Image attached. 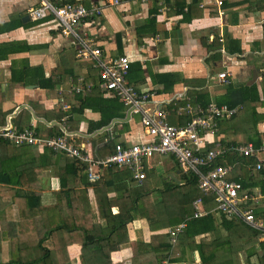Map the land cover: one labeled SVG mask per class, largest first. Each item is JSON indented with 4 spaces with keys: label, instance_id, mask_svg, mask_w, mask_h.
<instances>
[{
    "label": "crops",
    "instance_id": "crops-1",
    "mask_svg": "<svg viewBox=\"0 0 264 264\" xmlns=\"http://www.w3.org/2000/svg\"><path fill=\"white\" fill-rule=\"evenodd\" d=\"M50 1L55 5L73 2L101 7V15L86 19L78 33L94 43L102 60L124 57L129 62L127 83L138 91H154V102L162 103L167 110L186 103L202 108L211 103L240 106L233 117L218 122L217 133L208 137L207 144L213 140L224 147L251 144L255 149L264 145V0H222L220 7L214 0H119L118 6L108 5L110 0ZM29 5L28 0H0V128L10 126L21 131L35 127L41 137H46L58 133L60 119L65 117L68 141L100 159L105 157L103 149L108 143L128 146L146 141L139 117L129 114L118 101L120 108L114 102L116 98L100 89L99 71L93 62L75 56L74 40L62 36L52 18L31 21L26 14ZM161 7L168 12L159 13ZM187 8L190 20L184 19ZM222 72L227 75L225 83L217 80ZM75 87L81 92L74 93ZM61 105H66L67 111H61ZM109 114L108 124L102 125ZM167 119L174 126L187 122V118L174 113H169ZM9 146L0 144V238H16L21 247L30 240L31 247L24 248L32 254L44 217L30 195H38L39 206L46 208L54 203L55 193L80 190L79 201L88 204L99 230L106 224L98 214L99 199L106 197L115 203L111 207L114 216L119 212L116 199L129 195V200L137 202L141 216L127 225V238L110 254L111 264H154L165 257L156 249L160 250V244L167 240L170 243L169 229L185 222L178 221L183 209L193 210L196 190L186 180L191 174L180 170L170 156L159 159L154 155L157 157L144 162L145 179L141 182L134 181L125 169L104 170L100 183L87 187L71 179L70 171L64 168L68 158L39 147ZM251 158L253 162L264 160V150ZM252 161L246 166L238 163L233 173L249 171V189L264 195V173L252 171ZM20 179L23 185L17 186ZM152 195H158L160 201L172 195L176 206L171 215L162 216L155 224L148 220L161 207L157 210L153 206ZM206 214L212 216L214 231L190 241L184 240L185 227L177 235L174 246H179L180 255L172 264H201L193 246L200 240L209 244L203 247L209 254L218 248L215 264L228 260L226 252L233 256L245 253V258L247 250L259 252V238H249L242 230L245 226L238 222L229 227L233 220L214 211V207L198 218L192 215L186 220L202 219ZM54 219L51 217V221ZM64 221L71 223L68 214ZM81 240L63 238L59 255L64 263L80 264ZM64 243L70 245L64 248ZM165 259L162 264H171ZM0 260H7L5 245L0 246Z\"/></svg>",
    "mask_w": 264,
    "mask_h": 264
},
{
    "label": "built area",
    "instance_id": "built-area-1",
    "mask_svg": "<svg viewBox=\"0 0 264 264\" xmlns=\"http://www.w3.org/2000/svg\"><path fill=\"white\" fill-rule=\"evenodd\" d=\"M28 2L30 5L26 9V14L30 20L52 18L58 25L60 34L74 40L75 56L93 62L94 67L99 71L100 89L118 99L129 114L139 117L140 126L147 140L128 146L114 142L110 154L101 159L96 158L83 146L68 141L65 117L60 119V129L55 135L41 137L35 127L16 131L10 126H5L0 128V140L15 147L43 148L52 154L73 159L85 166V174L91 183L100 181L102 172L112 167L131 172L133 180L141 182L145 179L144 162L154 155L170 156L180 170L195 177L201 196L212 198L215 204L214 211L256 232L259 243H264V213L261 215L257 213V211H264V195L245 188L241 176L229 179L228 176L234 167L214 164L218 157L227 153L254 157L257 151L264 150V145L257 149L251 144L224 147L212 140L209 144L214 147L206 149L208 137L213 138L217 133L218 122L230 119L241 107L217 106L211 103L202 108L199 105L191 106L186 103L167 110L162 103L154 102L153 99L157 96L154 91H138L127 83L129 62L124 57L102 60L101 52L94 43L78 33V27L86 19L101 15V7L95 5L85 7L82 4L55 5L50 0H28ZM213 3L220 7L222 0H214ZM119 4V0L108 2L110 6ZM165 12H168L166 7L159 9V13ZM226 78L227 75L224 72L217 75L218 82L225 83ZM81 83L82 81H79L80 86ZM73 91L78 94L81 88L75 87ZM61 111H67L66 105H61ZM169 113L187 118L186 124L171 125L167 119ZM252 171L264 173V160H257ZM192 207L194 218L206 213L201 209L202 198H196ZM185 226L186 223L181 222L168 230L171 245L176 243L177 235L185 229Z\"/></svg>",
    "mask_w": 264,
    "mask_h": 264
},
{
    "label": "trees",
    "instance_id": "trees-1",
    "mask_svg": "<svg viewBox=\"0 0 264 264\" xmlns=\"http://www.w3.org/2000/svg\"><path fill=\"white\" fill-rule=\"evenodd\" d=\"M63 4H73V2H65L60 5ZM189 11L190 8H187V14H186L187 16H185L184 18L185 20L192 19V17L188 14ZM150 22L152 25H154V20H151ZM114 102H117L120 108L122 107L121 103H119L117 99H115ZM110 114L106 117L107 119L103 118L105 120L101 122L102 125L108 124L110 119ZM120 117L124 118V116L122 115H120ZM184 123H186V121L182 122V124ZM0 144L10 145L12 146L11 148H15V146L2 140H0ZM258 144H260V142H258ZM22 147H26V146H22ZM213 147H214L213 145L207 144L206 149H212ZM16 148H21V147H16ZM103 150H105L104 151L105 156L110 154L113 150V142L106 144ZM230 154L231 153H227L222 157H218V159L214 161V164L223 167H234V168L238 165V163H241V165H245V166L247 164H251L252 161L251 157H242L235 153L232 156H228ZM254 167H255V161L253 162L251 169H254ZM64 168L68 169L67 171H70L68 174H70V177L73 181L76 178L77 180H79L80 183H83L87 187L92 185H98L100 183V181L97 183L96 182L90 183L88 181L86 182L85 180L87 178L85 175V166L73 159L66 160ZM108 170L109 172L121 171L116 167H112ZM233 171L228 176L229 179H235L237 175H240L244 181L243 186L245 188H249L248 182L251 181L252 178L249 176V171L248 172L241 171L235 174L233 173ZM82 176L84 177L82 178ZM186 180L187 183L190 185V188L193 189V191L196 190L194 191L192 198L194 199L202 198V208L205 212H209V209H211L215 205L212 198L208 196L207 197L201 196L200 191L197 189L195 177L189 175L186 178ZM17 184L18 183H16V185ZM19 184L20 185L17 186L23 185L21 179L19 180ZM7 191L12 192L13 190H11V188H7ZM14 192L16 193L15 195H17L18 192L15 190ZM81 193L82 192L80 190H73V188L63 192L59 191L54 194L55 196L54 203L46 208L42 207L41 205L39 206L38 195L36 194L30 195L34 198L35 204H37L39 207L38 210L40 211V216L44 217V221L41 222V226H39L38 228V231L40 233V239L37 240L33 246L34 248H36V250H34L35 254H32L30 250H25L24 248V247H31L32 244L30 240L27 242V246L21 247L19 240L16 238H0V246L5 245L6 257H7L6 261L0 260V264H67L64 263L62 259H60V255H59V247H60V243L63 242V238H82V240L80 241V264H111L110 254L114 252L115 249L119 248L120 242L124 240L123 238H127V225L137 220L141 216L140 215L141 212L140 213L138 212L139 207L137 206V202L136 201L134 202V200L131 201V199L129 200L130 196L127 194H125L121 198L116 199L117 200L116 204L118 205L119 212L116 215L112 216L111 207L115 203L111 202L106 197L100 198L99 199L100 202L98 204V214L100 215L99 217L102 220H104L106 224L104 229L99 230V228H97V226L93 223L95 219H93L94 216L91 213V209L88 206V204L81 203V201H79V199L81 198L80 197ZM1 194L2 193H0V196ZM23 197H25V195ZM164 198L161 197V202ZM193 212L194 210H192L190 207L189 208L185 207L181 215V217L182 216L183 217L179 218L178 220L180 222L183 220L187 224L185 226L186 229L184 231L186 233L185 234L186 237L184 238V240L191 241V239L194 240L193 238L194 236H200L205 233L214 231L211 214H206V216L202 219H198V220L191 219V221L189 219V221H187L188 217L189 216L191 217L193 215L192 214ZM65 214H68L70 216L71 218L70 224H67L64 221ZM166 214L164 213V211H159V212L157 211L153 214L154 217H150L148 221L149 223L155 224L159 221V219L163 218L162 216ZM50 215L51 217H55L56 219L51 221ZM234 222L235 221H231L229 227L233 228L236 224ZM206 223L208 225H205ZM198 225L201 227L195 230L198 227ZM243 228H245V230L247 229L249 233V238L252 239L254 238L255 240L258 238V234L256 232L250 230L247 227H243ZM236 235L238 238L241 237V235L238 234V232H236ZM160 238H166V236L160 235ZM255 240L252 241L255 242ZM67 245L70 244L64 243L63 247L66 248ZM160 245H162L160 246V250L156 249V251L160 252L162 255L165 254L166 256L165 257L162 256L160 259H156L155 263L162 264L161 261L165 258L168 259V261L171 264L173 262H177L178 260L177 257L180 255V253H178L179 246L171 245L170 243H168V240L166 241L165 244H160ZM205 245H209L206 244L205 240L203 241L200 240L198 244L193 243V246L199 252L201 264H213V263L215 264L216 260L218 261L219 259L217 258L216 255L218 248L213 247L215 249L212 250L211 253L209 254L206 251H203L204 250L203 247ZM255 250L250 249L246 251V259H247L246 262L249 263L251 260H254L255 262H250L249 264L251 263L264 264V243H259L258 253H256ZM140 264H148V263L142 262ZM149 264H151V262ZM218 264H232V263L229 260H226L225 262L220 261V263Z\"/></svg>",
    "mask_w": 264,
    "mask_h": 264
},
{
    "label": "rangeland",
    "instance_id": "rangeland-1",
    "mask_svg": "<svg viewBox=\"0 0 264 264\" xmlns=\"http://www.w3.org/2000/svg\"><path fill=\"white\" fill-rule=\"evenodd\" d=\"M133 118H135L134 116H133ZM154 157H157V156H154ZM153 157V158H154ZM157 158H159V159H165V158H169L168 156H160V157H157ZM157 196V197H156ZM151 201H152V203H153V206L155 207V208H157V210H159V207H161V209H160V211H164V213L166 214V215H171V213H172V209H174L176 206H175V204H174V202H173V196L172 195H169V196H166L163 200H162V202L160 201V198H159V196L158 195H152L151 196ZM166 217H168V216H166ZM164 218V217H163ZM164 222H166V220L164 219ZM242 229V228H241ZM243 231H245V232H247V235H249V233H248V231L247 230H245V229H242ZM243 250V252H245V249H242ZM231 251H233V248L231 249ZM244 254L245 253H240V254H238V255H235V256H233V255H231L230 253H228V252H226V257L228 258V260L232 263V264H237V261H238V264H249L250 262H255L254 260H251L249 263H246L245 262V256H244ZM237 261H236V260Z\"/></svg>",
    "mask_w": 264,
    "mask_h": 264
}]
</instances>
